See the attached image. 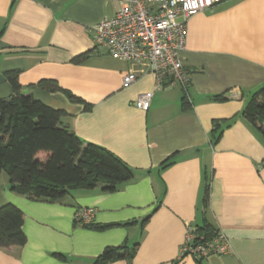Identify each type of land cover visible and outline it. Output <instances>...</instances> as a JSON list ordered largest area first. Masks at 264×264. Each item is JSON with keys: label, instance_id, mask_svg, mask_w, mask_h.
<instances>
[{"label": "crops", "instance_id": "obj_1", "mask_svg": "<svg viewBox=\"0 0 264 264\" xmlns=\"http://www.w3.org/2000/svg\"><path fill=\"white\" fill-rule=\"evenodd\" d=\"M117 6L115 0H0V98L13 93L5 73L18 72L25 93L67 112L65 127L134 170L115 192L75 189L56 202L11 191L0 173V207L12 203L24 212L27 236L22 246L0 247V264H91L105 247L136 243L131 261L109 264H264V137L243 114L264 87V0H224L188 19L180 54L187 88H156L147 71L123 86L135 66L97 47L93 29ZM85 52L89 57L76 62ZM43 79L84 102L38 87ZM148 91L149 109L138 108L137 97ZM219 94L226 99L214 100ZM215 120L226 122L213 143ZM83 207L95 210L90 224L124 225L87 227L76 219ZM205 219L224 234L227 251L183 254L188 227Z\"/></svg>", "mask_w": 264, "mask_h": 264}, {"label": "trees", "instance_id": "obj_2", "mask_svg": "<svg viewBox=\"0 0 264 264\" xmlns=\"http://www.w3.org/2000/svg\"><path fill=\"white\" fill-rule=\"evenodd\" d=\"M3 28H0V35ZM89 52L78 55L76 62L89 57ZM5 76L13 88L9 97L0 98V173L7 177L8 188L32 201L56 202L72 190L100 187L104 192H115L119 186L134 177V170L120 157L108 149L85 143L62 124L67 115L63 109L49 107L32 94L25 93L18 80V72H6ZM37 86L49 92H63L70 101H84L63 89L52 79H43ZM187 92L182 96V109L191 107ZM214 100L226 99L223 94L213 96ZM246 119L264 137V87L252 97L243 111ZM226 121L215 120L211 141L216 143L223 133ZM225 126H228L226 124ZM171 164L170 158L161 164L165 169ZM209 186L206 187L204 207L208 208ZM149 216L142 221V226ZM24 212L12 203L0 207V247L22 246L27 241L23 229ZM97 230L124 225L120 223L84 224ZM216 228L207 219L196 226L197 241L213 239ZM138 243L108 246L96 256L91 264H109L128 259L131 261ZM53 255L63 261L61 253Z\"/></svg>", "mask_w": 264, "mask_h": 264}, {"label": "built area", "instance_id": "obj_3", "mask_svg": "<svg viewBox=\"0 0 264 264\" xmlns=\"http://www.w3.org/2000/svg\"><path fill=\"white\" fill-rule=\"evenodd\" d=\"M114 16L104 18L94 26V42L106 49L113 58L135 66L123 78L128 87L141 73L152 72L156 88L181 85L188 87L189 72L185 69L181 52L186 46L187 22L196 13L211 8L224 0H115ZM152 91L141 93L136 106L150 107ZM95 210L80 208L76 219L89 223ZM197 241L195 229L188 227L183 254L204 258L227 251L228 243L221 231L206 241Z\"/></svg>", "mask_w": 264, "mask_h": 264}]
</instances>
